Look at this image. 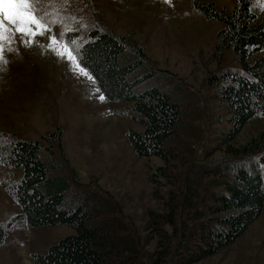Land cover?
<instances>
[{"label":"rangeland","instance_id":"obj_1","mask_svg":"<svg viewBox=\"0 0 264 264\" xmlns=\"http://www.w3.org/2000/svg\"><path fill=\"white\" fill-rule=\"evenodd\" d=\"M205 1L227 11L239 4V0ZM262 5L264 0H251L256 22L264 20ZM39 14L46 27L32 25L35 35L13 32L10 39L0 41V54L7 61H0V142L32 139L48 146L42 136L60 127L66 167L76 171L83 186L111 197L120 209L115 217L127 225L142 255L161 240L150 215L166 208L173 180L155 176L161 160L140 158L132 151L125 134L128 129H143L131 111L132 103L108 101L93 77L79 66L76 50L90 28H106L126 36L130 46L142 48L145 65L157 75L140 87L169 90L177 82L185 84L171 96L193 94L184 103L183 124L193 134L199 159L210 149L209 158L216 157V165L261 171L258 155L235 154L227 144L239 148L251 141L264 127L263 116L253 118L232 140L224 142L229 121L217 98L220 76L241 65L232 49L220 51L217 47L223 24L207 19L193 0H43ZM68 31H79L80 36L67 43L63 38ZM53 37L58 42L54 48L49 47ZM65 46L75 60L57 54ZM262 55L264 49L253 52L249 60ZM42 156L48 157L46 151ZM21 176V168L0 163V225L7 232L0 245V264H36L31 253H44L74 233L67 225L31 228L19 217L21 209L5 187ZM263 239L264 202L258 218L240 237L192 264H264Z\"/></svg>","mask_w":264,"mask_h":264},{"label":"trees","instance_id":"obj_2","mask_svg":"<svg viewBox=\"0 0 264 264\" xmlns=\"http://www.w3.org/2000/svg\"><path fill=\"white\" fill-rule=\"evenodd\" d=\"M250 4L251 0H239L227 11L213 2L193 0L202 15L223 24L217 47L232 49L241 65L220 76L217 98L229 121L224 142L253 118L264 117V55L249 60L253 52L264 49V20L255 21ZM79 33L68 31L63 39L71 43ZM76 55L108 101L132 103L131 111L143 129H128L126 139L136 156L161 160L155 176H168L174 190L164 211L151 212L150 223L161 240L142 255L127 225L115 217L120 209L111 197L83 186L76 171L66 167L60 127L42 136L48 146L32 139L0 142V163L22 169L20 179L5 187L21 209L19 217L31 228L67 225L74 230L46 252L31 253L36 264H192L240 237L258 218L264 202V127L239 148L227 144L235 154L258 155L262 172L216 165V157L209 158L210 149L199 159L193 134L184 126V103L193 94L171 96L184 83L169 90L140 87L157 75L145 65L142 48L97 25L87 31ZM6 235L0 225V245Z\"/></svg>","mask_w":264,"mask_h":264},{"label":"snow or ice","instance_id":"obj_3","mask_svg":"<svg viewBox=\"0 0 264 264\" xmlns=\"http://www.w3.org/2000/svg\"><path fill=\"white\" fill-rule=\"evenodd\" d=\"M42 8L43 0H0V41L10 39V34L13 32H31L35 35L36 33L32 32V25H35L38 29L45 28L46 25L42 23L44 16L39 14ZM44 15H47V13ZM51 39L53 43L49 47L54 48L58 42L54 37ZM2 52L3 45H0V53ZM57 54L62 57L67 54L69 59L75 60V56L72 55L67 46L64 47L63 51H57ZM0 61L7 63L3 60L2 54H0ZM80 71L83 72V69H80ZM99 99L103 101L104 97L100 96Z\"/></svg>","mask_w":264,"mask_h":264}]
</instances>
